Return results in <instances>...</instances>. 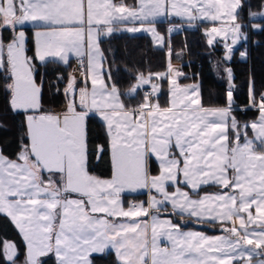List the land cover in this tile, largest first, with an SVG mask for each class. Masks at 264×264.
I'll list each match as a JSON object with an SVG mask.
<instances>
[{"label":"snow or ice","instance_id":"snow-or-ice-1","mask_svg":"<svg viewBox=\"0 0 264 264\" xmlns=\"http://www.w3.org/2000/svg\"><path fill=\"white\" fill-rule=\"evenodd\" d=\"M240 8L241 0H139L133 7L114 0H0V73L7 81L11 109L25 115L29 141L15 160L0 152V214L11 218L25 242L22 262L17 246L4 242L0 254L6 264H44L49 255L55 264H92L93 254L109 249L118 264H234L245 257L251 264L252 254L264 246V153L256 151L257 142L264 147V92L257 96L250 81L248 103L237 107L233 74L226 68L230 83L224 106L204 108L200 85L178 83L183 73L172 67L169 48L168 71L155 76L169 78L171 106L151 104L146 96L138 108L129 110L117 87L102 78L105 58L99 47L101 35L115 31V21L139 22L140 26L123 30L151 33L163 46L157 18L175 16L189 24L226 20L228 27H212L205 35L209 45L221 33L226 40L230 37L224 45V60L230 61L235 46L247 40L243 29L248 25L236 22ZM256 15L250 13V19ZM26 23L40 25L34 33L35 59L53 58L67 65L70 53L87 57L84 86L77 88L75 77L69 78L64 90L69 102L62 115L43 110L33 57L26 54ZM251 27L264 32V24ZM5 30L12 33L10 38L3 36ZM108 75L110 79V71ZM151 79L141 75L131 92ZM151 89L159 92L155 83ZM249 109L257 111L256 119L242 122L234 114ZM92 115L105 124L110 139V179L89 170ZM99 152L103 154L104 148ZM153 156L158 175L150 172ZM169 185L174 191H168ZM208 185L220 191L200 196L201 187ZM138 189L155 190L158 195H150L147 206L140 202L125 209L121 194ZM177 215L213 227L220 223L225 235L185 231L173 221ZM228 223L231 226L225 227ZM161 237L170 247L160 245ZM247 245L254 247L246 251Z\"/></svg>","mask_w":264,"mask_h":264},{"label":"trees","instance_id":"trees-1","mask_svg":"<svg viewBox=\"0 0 264 264\" xmlns=\"http://www.w3.org/2000/svg\"><path fill=\"white\" fill-rule=\"evenodd\" d=\"M248 1V2H247ZM241 0V8L238 10V23L246 25L248 13L257 14L255 19H250V25L264 24V0ZM128 5L133 6V0H128ZM163 34L165 23L155 24ZM209 24L196 23L192 28H184L170 37L165 38L163 48L154 47L151 39L144 35H129L124 32H115L100 39L99 47L104 54L105 81L107 84L115 85L120 97L127 108L136 109L144 103V96L141 91L131 97L129 90L143 75L145 78L151 76L161 88L159 98L162 106H165L168 99V82L164 78L159 80L156 73L165 74L168 64L169 48L172 53L181 52L185 54L186 64L182 66L184 72L194 74L196 78L183 79L181 82H195L199 80L202 96L207 98L215 94L217 86L229 84L226 79V68H230L235 84L234 95L236 105H243L249 100V83L254 81L257 96L264 92V32H249V39L233 51L230 61L224 60V52L219 45H209L205 35ZM243 32H246L245 28ZM8 31L4 35H8ZM9 37V36H7ZM7 39V38H6ZM246 51V59L240 58V53ZM26 54L33 57V44L30 36H27ZM36 68L35 79L42 88L43 110L51 113L65 104L63 90L67 85L68 78L72 71L73 61L67 65L57 61H47L43 64L32 62ZM111 73L109 79L108 73ZM58 74L62 78L58 77ZM7 81L4 74L0 73V152L6 157L15 160L21 151L22 145L28 143L26 135L25 115L22 112H13L9 105V95L5 90ZM238 120L251 121L257 118V111L234 112ZM88 154L90 173L102 178L109 179L112 176V165L108 138L104 125L95 116H90L88 122ZM104 148V153L99 148ZM151 173H155L154 165L150 167ZM216 186H205L199 190V195L217 191ZM196 196V194H194ZM143 196L134 197L135 200ZM174 221L181 224L187 221L181 217L174 216ZM188 223V222H187ZM181 224L182 228H195L193 223ZM200 231L217 233L221 224L213 227L211 224H199ZM4 242L15 244L22 258L25 252V245L13 224L5 216L0 214V249ZM92 264H118L111 252L104 255H95L91 258ZM0 264H6L3 254H0ZM44 264H55L51 256L44 259Z\"/></svg>","mask_w":264,"mask_h":264},{"label":"crops","instance_id":"crops-1","mask_svg":"<svg viewBox=\"0 0 264 264\" xmlns=\"http://www.w3.org/2000/svg\"><path fill=\"white\" fill-rule=\"evenodd\" d=\"M114 2L116 3V4H121V3H123L125 6H128V7H130L128 4V0H114ZM138 2H139V0H133V6H138ZM133 6H131V7H133ZM185 21H187L186 19H182V18H180V17H175V16H164V17H160V18H157V21H156V23L155 24H157V23H167V24H169V23H171V24H173V23H175V22H184V23H186ZM196 23H205V24H209V28H208V30L209 29H211V27H220V25L222 24V23H215V22H209L208 20H197V21H195V22H193L192 24H196ZM137 25H139V22H135V24H133L132 22H119V21H115L114 23H113V25H112V27H114V29H115V31L113 32V33H115V32H124V33H127V34H129V35H137V34H131L130 32H128V31H124L123 29L125 28V27H132V26H137ZM223 26V25H222ZM40 27V25H38V24H36V23H26L24 26H23V30L25 31V33H26V37L29 35L30 36V38H31V40H32V42H34V39H35V36H34V33H35V31L38 29ZM112 33V34H113ZM107 36H109V35H107ZM107 36H105V35H101V38L102 37H107ZM145 36H147V35H145ZM149 37V36H148ZM207 37V36H206ZM100 38V39H101ZM207 40H208V37H207ZM242 41L243 40H241L236 46H235V48H234V50L242 43ZM225 43H227V41L224 39V38H222V37H217L216 39H215V41H214V43L212 44V45H219L220 47H221V49L223 50V52L225 53V47H223L224 45H225ZM223 45V46H222ZM247 57V56H246ZM171 60H172V55H171ZM70 60H72L73 62L75 61V60H82L83 61V73L86 71V67H87V57L86 56H84V57H76V56H74V55H72V54H69V61ZM33 61H35L37 64H43V63H45V62H41V61H39L38 59H35V54H34V47H33V60H32V62ZM47 61H57V62H60V63H62L61 61H59L58 59H53V58H49ZM46 61V62H47ZM63 64V63H62ZM171 65H173V61H172V64ZM73 67V66H72ZM173 67V66H172ZM175 68V67H174ZM83 73H81L80 74V76H78V86L79 87H83L84 86V84L83 83H81V81H82V79H83ZM102 78L104 79V81H105V68H104V61H103V68H102ZM148 78V77H147ZM176 77H175V75H173V79H175ZM181 80H182V78H181V76L178 78V83L180 84V85H182L181 84ZM230 82V81H229ZM105 83L107 84V82L105 81ZM151 83H155V84H157L156 83V81H152L151 80ZM198 85H199V82H196ZM108 85V84H107ZM88 86H89V88L91 87V83H90V78L88 79ZM111 86V85H110ZM201 87V86H200ZM215 90H217L218 92H225V93H221V94H219V96H220V98H221V100H222V102H223V104H225V94H226V90H225V87H224V90H223V87H222V89L219 87V86H217V88H215ZM140 91V90H139ZM142 94H143V96H144V98H145V96L148 94V92H147V89H143L142 91ZM218 92H217V95H218ZM130 96V95H129ZM131 97H133V96H131ZM143 98V99H144ZM171 99H172V97L171 98H168L167 99V104H168V107H170L171 106ZM120 100L122 101V99H121V97H120ZM67 102H68V100H67ZM66 99H65V104L62 106V108H60V109H58V110H56V111H53V112H51V114H63L65 111H66V109H65V107H66ZM123 102V101H122ZM124 104V103H123ZM126 107V106H125ZM127 108V107H126ZM127 109H129V110H132V109H130V108H127ZM13 112H16V111H13ZM23 113V112H22ZM92 116H95V117H97V119L104 125V127H105V124L100 120V118L97 116V115H92ZM105 131H106V127H105ZM107 134V133H106ZM250 136H252V133L250 132V130H249V133H248ZM107 138H108V144H109V148H110V139H109V137H108V135H107ZM29 142V141H28ZM261 149V147L259 146V145H257L256 144V151L257 150H260ZM111 155V154H110ZM151 165H154V167H155V169H156V171H155V173L153 174V173H151L152 175H157L159 172H160V169H159V167H158V161H156V159H155V157L153 156L152 158H151ZM151 165H150V167H151ZM151 172V171H150ZM112 174H113V171H112ZM112 177V176H111ZM110 177V178H111ZM184 190H187V191H189V192H191V190L190 189H188V188H186L184 185H180ZM208 186H214V185H208ZM203 187H205V186H203ZM202 188V187H201ZM168 191L169 192H172V191H174V188L171 186V185H169L168 186ZM220 191V189H218L217 191H213V192H210V193H207V194H212V193H217V192H219ZM224 191H229L228 189H225ZM129 194H131V193H129ZM204 194H206V193H204ZM204 194H201L200 196H202V195H204ZM140 196H143V198L142 199H140V200H138V203H140V202H145V206H147V201L149 200V197H150V195H158L157 193H155V190H152V192L151 193H149V190L148 189H146V191H144L143 192V194H139ZM139 195H137V196H139ZM193 198H197V196H194V194H193ZM165 207H168L169 208V211L171 212V207H170V205H167V204H165L164 205ZM177 217H181V218H183V219H185V220H187L188 221V223H193L195 226L197 225V226H199V224H197V223H195V222H192L191 220H190V218L189 217H187V216H179V215H177ZM144 220H149L150 221V217H144L143 218ZM172 219H173V221H174V216L172 217ZM131 222V221H130ZM175 222V221H174ZM176 223V222H175ZM187 223V224H188ZM181 224H184V223H181ZM217 224H220V223H217ZM236 224L238 225V221H236ZM185 225V224H184ZM195 227V228H183V230H185V231H199V232H201V233H203V234H206V235H208V236H220V235H225V233H222V231H221V228H220V230H218V232L217 233H213V234H211V233H207V232H203V231H200L199 229H198V227ZM225 227H230L231 226V223H228V224H226V225H224ZM160 245L163 247V246H169L170 247V243L167 241V240H165L163 237H161L160 238ZM252 247H254V245H247L246 246V251L247 250H250ZM108 253V252H107ZM102 255H104V254H102ZM247 260H248V257H245L244 258V261H237V262H234V264H246V262H247ZM261 260H264V246H262L261 248H258L257 250H256V253H253L252 254V256H251V264H259V262L261 261Z\"/></svg>","mask_w":264,"mask_h":264},{"label":"rangeland","instance_id":"rangeland-1","mask_svg":"<svg viewBox=\"0 0 264 264\" xmlns=\"http://www.w3.org/2000/svg\"><path fill=\"white\" fill-rule=\"evenodd\" d=\"M247 1V0H246ZM248 2V1H247ZM239 10V9H238ZM249 14L250 13H248V16H247V19H246V25H248V27H246L245 28V30H246V34H247V40L249 39V32L252 30V27H251V25H250V16H249ZM186 23H184V22H175V23H173V24H171V23H169V24H167V23H165L166 24V26L164 27V32H165V34H163L161 31H159L158 30V28L156 27V25H155V27H156V29L158 30V32L164 37V40H165V38H168V37H170V35H172V34H174V33H176V32H179V31H182V29H184V28H193L194 26H195V24H189L187 21H185ZM209 22H211V21H209ZM237 23H238V20L236 21ZM215 23H222L221 25H220V27H228L229 26V22L228 21H226V20H221V21H217V22H215ZM223 25V26H222ZM138 26H140V25H137V27ZM174 27V30L170 33L168 30H169V28H173ZM212 28V27H211ZM206 30H208V29H206ZM5 31H7V30H5ZM4 31V32H5ZM4 32H3V36L5 37V38H10L11 37V35H12V33L10 32V31H8L9 33H8V35H4ZM206 32V31H205ZM131 34H137V35H147V37L149 36V38L151 39V41H152V43H153V45H154V47H156V48H163L164 47V45H165V43H164V45L163 46H159L158 45V42L154 39V37L152 36V34L151 33H148V32H144V31H139V32H130ZM7 36H9V37H7ZM220 37H222V38H224L225 39V37H224V34L223 33H221V36ZM226 40V39H225ZM241 40H243V39H241ZM247 40H246V43H247ZM227 41V43H230V37L226 40ZM26 42H27V39H26ZM243 42V41H242ZM32 44H33V47H34V54H35V39H34V42H32ZM223 46V45H222ZM240 46V45H239ZM224 47V46H223ZM238 48V47H237ZM236 48V49H237ZM244 52V51H243ZM172 53V52H171ZM225 53H226V50H225ZM224 53V54H225ZM71 54V53H70ZM240 58L241 59H246V56L245 57H241V55H240ZM170 61H171V64H172V61H173V68L175 67V69H179L182 73H183V75L181 76V78H182V80L183 79H187V80H190L191 78H196V77H194L195 75L194 74H192V73H188V72H184L183 71V69H182V66L184 65V64H186L187 62H186V60H185V54L184 53H181V52H176V53H172V60H171V58H170ZM168 62H169V56H168ZM73 71V70H72ZM72 71H71V74H70V76H69V78L70 77H75V79L77 80V88H79V86H78V76H80V75H77L76 73H72ZM167 71H168V64H167ZM167 71L165 72V74L167 73ZM226 72V71H225ZM174 75V74H173ZM173 75L171 76V78H173ZM226 76H227V73H226ZM69 78H68V82H69ZM154 78H157V79H159V80H162L161 78H158V77H154ZM165 80H167V82H168V89H167V92H168V98H171V93H170V89H171V84H170V82H169V78H164ZM226 79H228V76L226 77ZM196 81L195 82H191V81H188V82H185V83H183V82H181V86H185V85H193V84H197L196 82H199V80L198 79H195ZM229 80V79H228ZM67 82V83H68ZM139 83V78H138V80L136 81V83L133 85V87L132 88H134L137 84ZM151 82H150V84H148V85H143V86H141L139 89H137V91H142L143 89H147V92H148V94L149 93H152V89H151ZM158 86H159V84H157ZM199 85H200V83H199ZM228 85L229 84H227L226 85V87L225 86H219L221 89H222V87H223V90H224V87H225V90L227 89V87H228ZM131 88V89H132ZM131 89L129 90V92H128V95H130V96H134L136 93H137V91L135 92V93H132L131 92ZM5 90H6V87H5ZM64 90H65V88H64ZM63 90V94H64V96H65V99H66V102H67V100H68V102H69V98H68V96H66L65 95V91ZM6 92L8 93V95H9V92L6 90ZM217 90H215V94L214 95H211V97H207V98H205V97H203L202 96V92H201V87H200V102H201V105L204 107V108H212V107H218V106H224V104H223V102H222V100H221V98H220V96H219V94H221L222 92H218V95H217ZM161 88L159 87V92L158 93H152L150 96L147 94L146 96H148V99H149V101H150V103L151 104H159V106L161 107V108H166V107H168V104L166 103V105L165 106H162L161 105V103H160V100H159V98L161 97ZM223 93H225V92H223ZM222 93V94H223ZM146 96H145V98H146ZM145 98H144V102H145ZM76 99H77V101H78V96L76 97ZM68 102L66 103V107H65V109L67 108V104H68ZM60 108H62V107H60ZM60 108H58V109H60ZM58 109H56V110H58ZM12 110V109H11ZM56 110H54V111H56ZM12 111H14V110H12ZM248 111H256L255 109H249ZM56 115H61V114H56ZM250 132H251V130H250ZM252 133V132H251ZM254 134L252 133V136H253ZM250 136V135H249ZM251 137V136H250ZM257 145H259L260 146V144H259V142H257L256 143ZM261 147V146H260ZM262 153H264V147H261V149L260 150H257V154H262ZM159 167V166H158ZM159 174V173H158ZM157 174V175H158ZM45 176H47V174H45ZM110 179V178H109ZM203 187V186H202ZM189 189V188H188ZM191 190V189H190ZM144 191H146V189H138L136 192H131V191H125V192H123L122 194H121V201H122V206L125 208V209H127L130 205H132V204H137L138 203V200H135L134 199V197H136L137 195H139V194H143V192ZM129 193H131V194H129ZM71 198H77V196H76V194H71ZM1 215H3V216H5L7 219H9V221L13 224V226L15 227V229L17 230V232H18V234L20 235V237H21V239H22V241H23V243H24V245H25V242H24V240H23V238H22V234L19 232V230H18V228H16V226H15V224H14V222H12L11 221V218L10 217H8V216H6V215H4V214H1ZM95 215H97V216H103L104 214H95ZM118 219H121V221L122 222H130V221H128L126 218H118ZM107 252H111L112 253V255L115 257V259H116V261L118 262V260H117V257L115 256V253H114V250H111V249H109V250H107L106 251V253L105 254H107ZM25 253V252H24ZM95 255H102V254H93L92 256H95ZM49 256H51V255H49ZM48 256V257H49ZM92 256L90 257V258H92ZM52 258H54L53 256H51ZM45 258H47V257H45ZM45 258H43V259H45ZM19 260L22 262L23 260H24V254H23V256H22V258H20L19 257ZM54 260H55V258H54Z\"/></svg>","mask_w":264,"mask_h":264},{"label":"built area","instance_id":"built-area-1","mask_svg":"<svg viewBox=\"0 0 264 264\" xmlns=\"http://www.w3.org/2000/svg\"><path fill=\"white\" fill-rule=\"evenodd\" d=\"M72 70V73H76L77 75L83 73V64H81V60H75L73 62Z\"/></svg>","mask_w":264,"mask_h":264}]
</instances>
